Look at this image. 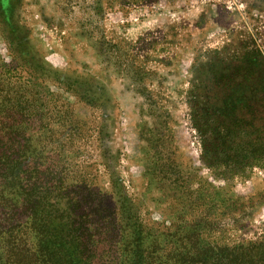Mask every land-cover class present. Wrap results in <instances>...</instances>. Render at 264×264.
<instances>
[{"label": "trees", "instance_id": "1", "mask_svg": "<svg viewBox=\"0 0 264 264\" xmlns=\"http://www.w3.org/2000/svg\"><path fill=\"white\" fill-rule=\"evenodd\" d=\"M30 72L22 82L16 68L0 71V264H264V232L228 239L256 199L235 195L230 185L264 172V52L212 50L197 61L189 119L200 164L226 187L194 180L172 154L162 157L147 168L157 173L152 190L165 192L157 198L164 216L154 221L140 218L117 181L110 184L113 207H104L83 194L85 180L68 182L66 166L49 160L61 145L53 133L58 104L67 136L82 134L80 121L73 123L69 103L35 84ZM66 85L78 101L97 106ZM256 196L264 199V188Z\"/></svg>", "mask_w": 264, "mask_h": 264}, {"label": "rangeland", "instance_id": "2", "mask_svg": "<svg viewBox=\"0 0 264 264\" xmlns=\"http://www.w3.org/2000/svg\"><path fill=\"white\" fill-rule=\"evenodd\" d=\"M251 48L264 52V0H0V71L16 68L22 82L31 71L35 84L69 103L72 122L80 121L82 134L68 137L58 125L64 112L58 104L53 133L61 145L49 160L66 166L68 182L85 180L83 194L104 207H113L110 184L117 181L145 221L164 216L157 198L165 192L152 190L157 173L147 169L162 157L172 154L194 180L226 187L200 164L187 92L208 51ZM35 68L45 70L34 74ZM67 83L97 106L78 101ZM230 187L256 199L229 241L258 236L264 172Z\"/></svg>", "mask_w": 264, "mask_h": 264}]
</instances>
